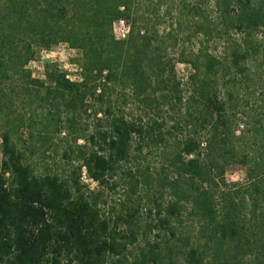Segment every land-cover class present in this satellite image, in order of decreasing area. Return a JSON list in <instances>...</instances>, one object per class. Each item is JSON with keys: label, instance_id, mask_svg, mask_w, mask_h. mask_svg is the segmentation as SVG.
Returning <instances> with one entry per match:
<instances>
[{"label": "trees", "instance_id": "trees-1", "mask_svg": "<svg viewBox=\"0 0 264 264\" xmlns=\"http://www.w3.org/2000/svg\"><path fill=\"white\" fill-rule=\"evenodd\" d=\"M61 42L80 79L34 77ZM117 90L176 118L127 115ZM0 140V264H264V0H0Z\"/></svg>", "mask_w": 264, "mask_h": 264}, {"label": "rangeland", "instance_id": "rangeland-1", "mask_svg": "<svg viewBox=\"0 0 264 264\" xmlns=\"http://www.w3.org/2000/svg\"><path fill=\"white\" fill-rule=\"evenodd\" d=\"M120 28L121 27L117 23L114 24L115 31L114 30L113 31L117 38L121 36L119 33H117ZM80 61H81L80 51L71 48L66 43L61 42L49 48H39L36 58L31 60L27 64L26 68L31 71L34 77L44 79L45 64L55 63L60 69L66 72L67 77H69L72 80H78L81 77ZM175 69L178 77L183 78V80H185L186 75L188 74V72H190V68L186 64L177 63ZM129 97L130 96H128V94L123 96V93H121L118 90L115 91L112 96L113 102L115 103L117 109L123 111L127 115L134 117L140 116L142 117L143 121L152 118L154 115V117H161L167 120L168 125L172 124L171 121H173V117L176 118V113L173 111L172 112L168 111L165 107L163 108L162 112L146 110L141 105H139V103H137L136 100L134 101V99ZM94 123L95 120L93 115H89L88 117H85V114H82V120H80V127H82L83 130L88 129L87 131H92L93 126H95ZM240 123H243V121L241 120ZM78 143H82V140H79ZM131 151L132 153L136 154L134 147H132ZM141 153H146V148ZM164 155L165 153L163 152V150L158 147L153 152V154L148 156V158H151V163L157 167L159 161L164 157ZM0 159H1V153H0ZM243 171H244L243 168L240 166L233 167L231 170H228L225 173L224 175L225 181L227 183L243 181V173H244ZM82 182L89 189H93L95 191L101 190L103 196L106 198L105 199L106 203L104 204L101 203V208L103 209L104 214L108 215V213H110V211H112L113 208L119 207L118 203H119V199H121V193H122L120 186L114 189H109L107 187H99L98 184L87 179L86 175H84V172L82 173ZM141 197H143L144 199L146 198L144 197L143 193ZM132 199L135 200L136 203L137 199H139V195L135 194L134 198ZM149 207L151 206L146 204V201H143L138 207V209L135 211V214L140 219H143L146 216L145 213L146 209H149ZM142 222L143 221L141 220L140 223ZM139 240H141V238H139Z\"/></svg>", "mask_w": 264, "mask_h": 264}, {"label": "built area", "instance_id": "built-area-1", "mask_svg": "<svg viewBox=\"0 0 264 264\" xmlns=\"http://www.w3.org/2000/svg\"><path fill=\"white\" fill-rule=\"evenodd\" d=\"M116 23L121 27L119 29V31L117 32V33H119L121 35L119 38L125 37V35H126L127 31H128V26L122 20H117V21L114 22V24H116ZM114 24H113V30L115 31Z\"/></svg>", "mask_w": 264, "mask_h": 264}]
</instances>
